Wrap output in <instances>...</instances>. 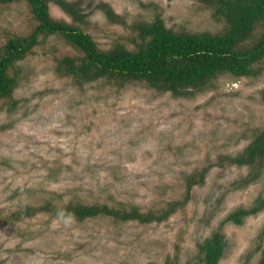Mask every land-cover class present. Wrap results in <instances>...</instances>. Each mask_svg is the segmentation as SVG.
I'll return each instance as SVG.
<instances>
[{
	"label": "rangeland",
	"instance_id": "obj_1",
	"mask_svg": "<svg viewBox=\"0 0 264 264\" xmlns=\"http://www.w3.org/2000/svg\"><path fill=\"white\" fill-rule=\"evenodd\" d=\"M66 1L78 3L80 27L103 49L115 42L131 48L133 26L156 15L180 31L224 26L203 0ZM103 4L119 22L108 20ZM49 12L70 20L53 0ZM36 25L26 2H0V45ZM72 52L59 37L40 38L15 66L12 96L0 101V264H195L198 245L230 213L258 205L263 193L264 163L238 167L221 157L238 154L264 128V71L224 74L190 98L174 97L138 82L118 87L61 76L56 60ZM200 173L204 181L162 221L57 219L40 210L20 221L10 217L48 202L159 215L183 199L185 178ZM222 230L227 247L219 264L257 262L264 206Z\"/></svg>",
	"mask_w": 264,
	"mask_h": 264
},
{
	"label": "trees",
	"instance_id": "obj_2",
	"mask_svg": "<svg viewBox=\"0 0 264 264\" xmlns=\"http://www.w3.org/2000/svg\"><path fill=\"white\" fill-rule=\"evenodd\" d=\"M19 1L27 3L37 25L28 35L13 34L0 45V101L9 99L17 87L18 79L13 74L16 64L33 52L40 38L52 36L59 37L74 51L72 55L64 54L56 60L55 71L78 82L105 80L118 87L138 82L159 93L190 98L221 75L245 78L264 71V0H203L212 10V15L223 22L221 31L175 30L156 15L133 26L129 40L131 48L115 42L106 49L100 48L93 37L80 27L83 22L76 1L53 0L70 17L67 20L54 19L50 15L51 0H0L3 4ZM101 9L109 21L119 22L120 16L109 6L103 4ZM221 159L238 167L257 168L264 163V128L257 129L238 154ZM203 181L204 173L199 177L194 174L187 176L183 199L170 201L159 215L153 211L140 212L136 207L127 210L99 203L69 202L57 206L48 202L36 208L25 206L10 217L20 221L40 210L50 212L57 219L73 217L82 221L107 216L122 222L162 221L181 208L188 201L191 189ZM257 204L230 213L218 229L198 245L195 264H219L227 247L222 226L229 222L241 225L245 217L258 213L264 206V188ZM242 264H264V247L257 262L252 263L246 257Z\"/></svg>",
	"mask_w": 264,
	"mask_h": 264
}]
</instances>
